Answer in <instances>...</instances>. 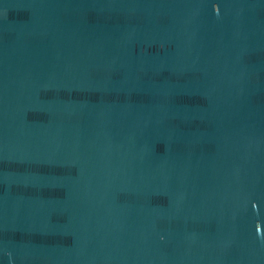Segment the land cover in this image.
I'll list each match as a JSON object with an SVG mask.
<instances>
[{"label":"water","instance_id":"1","mask_svg":"<svg viewBox=\"0 0 264 264\" xmlns=\"http://www.w3.org/2000/svg\"><path fill=\"white\" fill-rule=\"evenodd\" d=\"M0 264H264V0H0Z\"/></svg>","mask_w":264,"mask_h":264}]
</instances>
